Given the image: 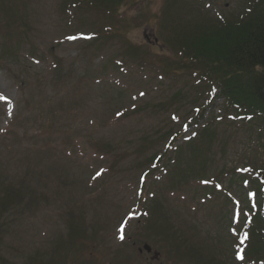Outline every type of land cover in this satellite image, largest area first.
I'll list each match as a JSON object with an SVG mask.
<instances>
[{"label":"rangeland","instance_id":"1","mask_svg":"<svg viewBox=\"0 0 264 264\" xmlns=\"http://www.w3.org/2000/svg\"><path fill=\"white\" fill-rule=\"evenodd\" d=\"M173 1L125 0L111 19L0 0V264H242L264 134L216 89L197 102L168 37L256 0Z\"/></svg>","mask_w":264,"mask_h":264},{"label":"trees","instance_id":"2","mask_svg":"<svg viewBox=\"0 0 264 264\" xmlns=\"http://www.w3.org/2000/svg\"><path fill=\"white\" fill-rule=\"evenodd\" d=\"M82 1L100 10V16L106 14L107 18H122L116 10L125 0H79L80 3ZM179 1L182 2H173ZM250 5L239 16L231 21L221 20L218 25L210 23L203 26L196 22L184 28L174 27L172 36L168 37V45H175L182 58L181 64H175L179 67L176 71L186 70V76L193 77L191 90L197 94V102L208 101L214 88L225 111L243 118L264 134V0H256ZM171 6L173 4L164 6L163 15L169 13ZM112 23L98 28L95 34H89L94 39L108 35L114 29ZM3 50L7 57L6 48ZM203 114L204 111L199 109L198 119H202ZM261 179L264 183V175ZM261 206L264 207V200ZM5 213L0 212V221ZM263 218L264 209L254 215L250 243L243 252V257L253 264H264Z\"/></svg>","mask_w":264,"mask_h":264},{"label":"water","instance_id":"3","mask_svg":"<svg viewBox=\"0 0 264 264\" xmlns=\"http://www.w3.org/2000/svg\"><path fill=\"white\" fill-rule=\"evenodd\" d=\"M143 250L146 251L147 253H150V248L148 246H143ZM158 255L154 254L152 260L157 259Z\"/></svg>","mask_w":264,"mask_h":264},{"label":"snow or ice","instance_id":"4","mask_svg":"<svg viewBox=\"0 0 264 264\" xmlns=\"http://www.w3.org/2000/svg\"><path fill=\"white\" fill-rule=\"evenodd\" d=\"M141 95H143V93H141ZM6 99H7L6 97H4L2 94H0V100H6ZM245 235H247V234H245ZM121 239H123V236H121ZM238 258L242 259L243 257L238 255Z\"/></svg>","mask_w":264,"mask_h":264}]
</instances>
